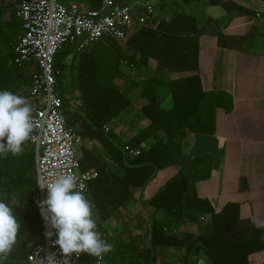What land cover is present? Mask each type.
I'll use <instances>...</instances> for the list:
<instances>
[{
	"label": "trees",
	"instance_id": "trees-1",
	"mask_svg": "<svg viewBox=\"0 0 264 264\" xmlns=\"http://www.w3.org/2000/svg\"><path fill=\"white\" fill-rule=\"evenodd\" d=\"M19 1L0 0V89L22 96L27 94L32 77L23 72L24 63L16 62L22 28L16 16ZM58 1L88 10H98L102 3ZM199 3L239 10L234 3L221 0H157L154 27L136 29L124 45L130 53L104 37L83 51L65 46L55 55L60 113L69 127L79 125L77 134L86 141L78 150L79 170L97 173L86 194L95 203L99 231L113 245L112 251L103 255L105 264H155L170 250L180 253V264H197L201 259L205 264H248L250 255L264 251V226L254 228L246 240L230 238L228 233L239 220V207L227 204L216 214L207 200L197 196L194 182L209 175V161L204 157L193 160L185 172L168 178L146 198L144 208L152 211L154 219L144 243L138 237L121 235L116 228L108 231L104 227L129 200L132 189L144 188L157 172L175 165L186 131L206 133L213 126L216 108L226 110L230 105L225 93L204 92L200 85L198 39L206 25L199 20L198 11L193 14L190 8ZM169 10L174 14L167 20ZM150 61L155 62L154 69L149 67ZM123 67L134 73L133 80L119 90L114 82L123 77ZM138 88L145 101L138 116L148 124L122 143L110 125L129 108V91ZM69 91L78 95L80 105L74 110L68 105ZM168 96L171 104L165 109L162 105ZM106 126L108 131H104ZM134 149L140 150L136 156L129 153ZM36 191L34 149L28 141L21 154L0 156V199L14 209L21 224L4 264H26L30 248L40 238ZM191 226L197 231L188 232ZM96 258L84 254L78 264H92Z\"/></svg>",
	"mask_w": 264,
	"mask_h": 264
},
{
	"label": "crops",
	"instance_id": "crops-1",
	"mask_svg": "<svg viewBox=\"0 0 264 264\" xmlns=\"http://www.w3.org/2000/svg\"><path fill=\"white\" fill-rule=\"evenodd\" d=\"M121 1L127 6L142 3V0ZM221 1L234 3L239 10L228 11L221 6L201 3L190 8L193 14L198 11L199 20L206 25L198 39L197 73L201 88L204 92L225 93L230 105L226 110L216 108L213 126L206 133L186 131L175 165L157 172L144 188L132 189L129 200L116 217L104 223L108 231L112 229L108 228L111 221L124 224L125 214L143 209L146 198L161 184L178 172H185L190 163L200 157L209 161V175L194 182L197 196L207 200L216 214L227 204L239 207L238 223L228 236L246 240L252 236L254 228L264 226V0ZM173 14L169 10L166 19ZM149 67L154 69L155 62L150 61ZM186 75L174 74L175 77ZM67 97L71 98L68 103L71 109L80 105L77 93L69 91ZM127 98L129 108L110 125L115 127L122 143L148 124L138 116L145 103L140 97V88L129 91ZM170 104L168 96L162 107L168 109ZM122 116L128 117L126 123ZM73 128L78 131L79 125L76 123ZM83 143L86 141L82 140L80 146ZM88 144L94 145V142ZM145 210L146 234L139 229L128 233L141 240L148 239L149 224L154 219L152 211ZM159 217L165 220L163 214ZM121 229H117L121 235L128 232ZM187 231L197 229L191 226ZM155 264H180V253L170 250ZM248 264H264V251L250 255Z\"/></svg>",
	"mask_w": 264,
	"mask_h": 264
},
{
	"label": "built area",
	"instance_id": "built-area-1",
	"mask_svg": "<svg viewBox=\"0 0 264 264\" xmlns=\"http://www.w3.org/2000/svg\"><path fill=\"white\" fill-rule=\"evenodd\" d=\"M154 12L149 1L132 7L121 4L119 0H102L98 10H88L75 3L65 5L58 0L18 2L16 16L21 20L22 28L15 52L16 62L24 63L23 72L32 77L27 94L22 96L33 107L35 138L29 143L34 149L35 183L38 178L46 182L60 174H73L86 193L88 183L97 177L95 170L80 172L78 150L81 139L60 113L62 101L56 90V53L65 46L83 51L104 37L124 46L137 28L154 27ZM108 129L106 126L104 131ZM129 153L136 156L140 150H130ZM36 187L35 198L45 199L46 190H41L37 183ZM47 230L41 217V235L30 248L26 264H39V258L49 251L57 252V258H60L58 247L53 248L51 240L45 238ZM83 255L77 259L73 254L71 264H78ZM92 264H105L104 256L97 257Z\"/></svg>",
	"mask_w": 264,
	"mask_h": 264
},
{
	"label": "clouds",
	"instance_id": "clouds-1",
	"mask_svg": "<svg viewBox=\"0 0 264 264\" xmlns=\"http://www.w3.org/2000/svg\"><path fill=\"white\" fill-rule=\"evenodd\" d=\"M33 132L31 103L17 93L0 89V156L21 154L26 143L35 138ZM36 183L47 193L45 199L36 202L49 229L44 233L45 238L60 253L58 259L57 252H47L39 258V264H71L73 254L77 259L82 253L102 258L112 251L113 245L98 229L95 203L81 190L75 175L60 174L46 182L38 178ZM20 229L14 209L0 199V264H4L13 250ZM200 264L205 261L201 259Z\"/></svg>",
	"mask_w": 264,
	"mask_h": 264
},
{
	"label": "rangeland",
	"instance_id": "rangeland-1",
	"mask_svg": "<svg viewBox=\"0 0 264 264\" xmlns=\"http://www.w3.org/2000/svg\"><path fill=\"white\" fill-rule=\"evenodd\" d=\"M144 1H150L152 3V5L154 6V8L158 11V9L156 7L157 0H142V2H144ZM121 2L125 3L126 0H122ZM60 3L66 4L67 1L66 2H60ZM166 15H167V17H169L168 12ZM123 50H124V52L127 53L130 50V48H127L124 46ZM122 71H123L122 72L123 77L117 79L114 82V87L119 89V90H121L124 85L125 86L129 85L131 80H133L132 75L134 74V73H130L131 72L130 69L128 70L126 67H123ZM123 119H125V118L122 116V121H125V123L128 121V117L125 120H123ZM122 121H119V123ZM120 129L123 130V127H121ZM85 195L88 196L87 194H85ZM145 217H146L145 208L140 209V210L138 209L137 211L133 209L132 211L130 210V212L128 214H125L124 224H121V222H118L117 220L113 221V222L111 221L108 228H116V229L122 228L120 231H123V232L128 231L126 234H124V236L129 235L128 233L136 232V231H138V229H139L140 233L145 235L146 234V232H145V228H146ZM142 242H144V240Z\"/></svg>",
	"mask_w": 264,
	"mask_h": 264
}]
</instances>
